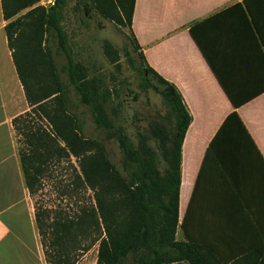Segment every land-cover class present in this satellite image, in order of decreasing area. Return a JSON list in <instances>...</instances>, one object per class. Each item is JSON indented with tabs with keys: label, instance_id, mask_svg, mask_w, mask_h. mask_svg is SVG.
<instances>
[{
	"label": "crops",
	"instance_id": "crops-1",
	"mask_svg": "<svg viewBox=\"0 0 264 264\" xmlns=\"http://www.w3.org/2000/svg\"><path fill=\"white\" fill-rule=\"evenodd\" d=\"M243 2L136 0L132 23L148 65L176 86L192 117L182 146L178 240L212 249L225 264H257L253 253H264V7L255 6L260 36ZM6 26L0 0V264H51L20 155L26 134L36 132V106ZM233 114L246 133L221 131Z\"/></svg>",
	"mask_w": 264,
	"mask_h": 264
},
{
	"label": "trees",
	"instance_id": "trees-1",
	"mask_svg": "<svg viewBox=\"0 0 264 264\" xmlns=\"http://www.w3.org/2000/svg\"><path fill=\"white\" fill-rule=\"evenodd\" d=\"M39 1L2 0L4 19L11 20ZM69 1L54 0L53 6L30 13L33 17L36 15L34 38L32 43L22 47L15 43L16 33L13 31L14 27L19 28L18 22L6 26L9 47L28 103L43 111L53 128L49 133L45 130L42 134L39 130L25 136L27 148H22L20 155L30 193L34 194V184L40 172L34 162H42L44 157V154H37V150L44 146L54 150L61 140L74 154L84 157L81 163L83 184L97 191L99 212L84 210L78 220L60 221L57 226L66 230L68 235L76 228L84 238L91 234L96 236L94 242H100L98 264H225L212 249L177 239L182 146L192 121L182 95L176 86L148 65L132 33L131 42L137 57L126 50L127 61L139 73L142 88L158 93L166 108V114L149 126L150 135L138 133L137 142L133 144L125 129L117 126L109 116L110 90L98 80L90 79L84 65L78 63L70 51L62 26ZM80 1L84 4L83 0ZM91 4L104 16L115 19L122 26H129L132 32L136 0H93ZM243 4L263 36L255 6L261 12L264 0H244ZM84 6L89 13L88 5ZM192 34L196 37L194 28ZM52 43L56 46V54L51 48ZM106 52L110 57L113 54L109 45ZM58 55L66 59L62 68L56 62ZM39 63H42V70L36 72L33 69L39 67ZM70 87L75 90L79 102L90 111L96 129L103 135L102 141L84 136L83 122L71 111ZM231 127L246 133L236 114L228 118L221 131ZM151 140L157 142L159 150L150 144ZM110 141H115L121 150L122 170L107 152L106 142ZM158 152L165 164L163 170ZM108 196L112 198L113 207L116 204L115 208H110L112 203H107ZM184 203L183 195L182 205ZM36 220L44 238L47 226L41 212H36ZM182 228L185 232V220ZM253 254L259 260L257 264H264L261 250H255Z\"/></svg>",
	"mask_w": 264,
	"mask_h": 264
},
{
	"label": "rangeland",
	"instance_id": "rangeland-1",
	"mask_svg": "<svg viewBox=\"0 0 264 264\" xmlns=\"http://www.w3.org/2000/svg\"><path fill=\"white\" fill-rule=\"evenodd\" d=\"M41 1H44L45 5H42ZM41 1L6 21L7 25L13 21L18 22L19 28L14 27L13 31L16 33L15 43L20 47L33 42L36 15L33 17L30 13L37 12L40 8H49L46 3L48 0ZM83 1L88 5L89 13H86L80 0H70L62 23L70 51L75 60L84 65L90 79L98 80L110 90L109 116L117 126L125 129L130 140L136 144L137 134L141 132L150 135L149 126L166 114V108L158 93L142 88L139 73L134 71L127 61L126 50H130L133 56L137 57L129 26H122L115 19L101 14L91 6L93 0ZM108 45L112 49L111 57L106 52ZM51 48L56 54L55 44L52 43ZM56 62L58 67L62 68L66 59L63 55H58ZM33 70L41 71L42 63ZM68 94L72 113L84 124V136L87 139L102 141L103 135L96 129L90 111L79 102L72 87L69 88ZM47 112H50L49 108ZM41 115L44 116V112L36 108L33 121L35 130L39 131L43 126L52 132V126L50 123L48 125L46 120L42 125ZM23 134L20 130V136ZM21 141L23 138H20V143ZM150 144L159 150L155 140H151ZM53 148L54 150L44 146L43 149L37 150V154H44V157L42 162H34V167L40 172L34 184L33 194L35 212L42 213L47 226L44 231L48 235L45 234L44 241L51 264H98L100 242H94L96 236L91 234L84 238L76 228L68 235L66 230L57 226L60 221L78 220L84 210L87 212L96 209V212H99L97 191L83 184L81 163L84 157L74 154L61 140ZM106 148L112 162L122 170V153L118 144L115 141L106 142ZM159 158L160 168L163 170L165 164L160 153ZM110 199L112 198L109 196L106 198L108 204L112 203ZM115 207L116 204L113 207V203L110 206Z\"/></svg>",
	"mask_w": 264,
	"mask_h": 264
},
{
	"label": "built area",
	"instance_id": "built-area-1",
	"mask_svg": "<svg viewBox=\"0 0 264 264\" xmlns=\"http://www.w3.org/2000/svg\"><path fill=\"white\" fill-rule=\"evenodd\" d=\"M46 3L48 4V7H51V6L54 5V0H48ZM41 4L42 5H45V2L44 1H41Z\"/></svg>",
	"mask_w": 264,
	"mask_h": 264
}]
</instances>
